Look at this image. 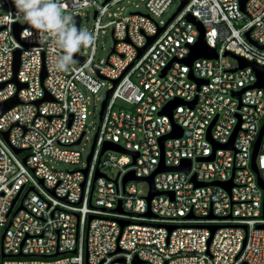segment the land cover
Here are the masks:
<instances>
[{
  "label": "built area",
  "instance_id": "built-area-1",
  "mask_svg": "<svg viewBox=\"0 0 264 264\" xmlns=\"http://www.w3.org/2000/svg\"><path fill=\"white\" fill-rule=\"evenodd\" d=\"M122 1L58 0L75 26L77 16L83 21L85 14L94 15L95 42L89 56L83 48L78 52L81 64L74 54L66 71H54L52 37L23 25L14 0H0V86L5 84L0 105L16 96L20 100L0 117V264H134L136 259L148 264H264V228H259L264 226V190L259 185V178L264 182V136L255 161L258 173L253 167L264 123V90L250 88L257 82L251 68L234 72L238 62L233 65L225 56L229 52L264 66V49L246 37L252 30L250 38L264 46V0H248L246 14L240 0H191L149 45V38L163 27L157 20L181 0H144L145 13L137 8L107 25L116 45L106 63L98 64V37L106 29L103 19ZM188 15L203 25L217 60L198 59L192 68L179 62L199 37ZM17 24L23 27L19 39L14 35ZM17 51L22 89L12 83ZM191 70L207 84L199 88L189 78ZM105 83L110 84L106 95L110 90L112 94L88 165L92 149L84 162L77 148L87 135V92L97 95ZM242 90L239 99L235 94ZM47 95L52 100L37 105ZM177 99L197 102L193 108L179 105L172 118L160 114ZM173 124L183 135L165 142L164 163L179 167L190 161L191 170L155 177V189L173 193L174 199L154 197L150 217L148 183L129 182L124 193L123 179L130 171L146 178L158 169L159 140L173 131ZM238 126L233 148H215V143L228 145ZM8 131L7 141L3 133ZM106 143L138 153L136 164L132 166L129 154L109 150L101 156ZM51 162L74 168L57 170ZM97 170L106 178L95 181ZM230 181L231 190L212 185ZM22 199L23 208L3 240ZM119 200L121 213L115 212ZM121 221L127 223L123 230ZM169 227L175 228L170 232ZM212 227H217L214 233Z\"/></svg>",
  "mask_w": 264,
  "mask_h": 264
},
{
  "label": "water",
  "instance_id": "water-1",
  "mask_svg": "<svg viewBox=\"0 0 264 264\" xmlns=\"http://www.w3.org/2000/svg\"><path fill=\"white\" fill-rule=\"evenodd\" d=\"M111 0H106V3L109 2ZM191 0H181L180 1V5L177 9V11L172 15V17L167 21V23L163 26V27H159L158 29V32L155 36L149 38V44H151L153 41H155L157 39V37L167 28V26L174 20V18L177 16V14H179L184 8L185 6L190 2ZM248 0H240V4H241V10L244 14H246V4H247ZM187 20L188 22L194 24L196 26V28L198 29L199 31V37H198V40L197 42L192 45L190 48H191V52L190 54L183 60L179 61L183 64H186L188 66H190L192 68L194 62L198 59H210V60H217L218 59V52L216 49L210 47L208 44H207V41H206V37H205V29L203 27V25L192 15H188L187 16ZM81 17L80 16H77L76 17V27L78 30H80V26H81ZM23 29V27H21L20 25H15V28H14V35L17 39H19L20 37V33H21V30ZM251 31H248L246 33V37L248 38V40L254 44L255 46H257L258 48L260 49H264V46H261L259 45L257 42L253 41L251 38H250V34H251ZM114 45H116V41H114ZM145 51V48L144 49H141L139 51V55H141L143 52ZM114 52V51H113ZM225 56H229L231 58H233L234 60H236L239 64V68L236 69V70H233L234 72L235 71H239L241 69H245V68H251L253 70V72L255 73L256 77H257V82L255 85H253L252 87L250 88H260V89H263L264 90V66H258L256 65L255 63L253 62H249L247 60H244L243 58L241 57H238L232 53H229L227 52L225 54ZM75 58L79 61V63L81 64L83 62V59L81 57H79V53H75ZM173 63V62H172ZM171 64H169V66L167 67L166 70H164L162 76H164L168 70L171 68ZM19 67H20V52L17 51L15 53V64H14V70H15V76H14V79L12 80V83L16 84L18 86L19 89H22L25 87V85L19 83V81L17 80V74H18V71H19ZM46 77V71L44 70L43 72V76H42V80L44 81ZM189 78L190 80H193L195 81L199 88L201 85L203 84H207V81L205 80H202V79H197L194 77V74H193V71L191 70L190 74H189ZM119 82V80H115L113 81L114 85H117V83ZM5 86V84L1 85L0 88H3ZM245 92V90H242L241 92L235 94V96H238L239 99L241 98V95ZM112 94V90L108 91L107 92V95H106V99L104 100L103 104H102V109H101V112H100V122H102L103 120V115H104V112L106 110V107H107V104H108V100L110 98ZM51 97L49 95H47L42 101L38 102L37 105H40L42 102H48V101H51ZM196 102L197 100H195L193 103H185L181 100H174V101H171L169 102L164 108L163 110L161 111L160 114H165V115H168L170 118H172L173 116V113L175 111V109L179 106V105H189L191 106L192 108L196 105ZM18 104H20V100L18 99V97H14L12 98L11 100L7 101V102H3L1 105H0V108H1V112H0V117L7 113L8 111H10L12 108H14L15 106H17ZM173 131L169 134V135H166L164 136L163 138H161L159 140L160 142V146H161V151H162V159H161V163L158 167V169L150 176V177H146V178H139V177H136L135 176V173L134 171H130L126 174V176L124 177L123 179V192L125 193V189H126V185L129 183V182H135V183H140V182H146L148 183L149 187H150V191H149V195L147 197V201H148V204H149V213L147 214V216H150L152 217L153 215L151 214L150 212V205H151V201L153 200L154 197L156 196H170L172 199H174V194L173 193H166V192H159L155 189V177L158 175V174H161V173H166V172H184V173H189L190 170H191V162L190 161H184L182 163L181 166L179 167H167L164 163V149H165V142L168 140V139H174V138H180L182 137L183 135V130L182 128H180L179 126L173 124ZM213 126V125H212ZM209 129V132H208V138L210 139L211 138V130H212V127ZM239 129H240V126L237 127L236 131H235V134L231 140V142L226 145V146H220L218 144H214L215 145V148H233V145H234V141H235V138L237 136V133L239 132ZM3 135L5 136V139L8 141V137H9V131L8 132H5L3 133ZM263 136H264V123H263V126L261 128V131H260V134H259V137H258V140L256 142V145H255V149H254V155H253V167L255 169V171L258 173L257 171V168H256V164H255V161H256V157H257V154H258V151L260 149V145H261V142H262V139H263ZM96 138L97 136L95 137V140H94V144L92 146V153L89 155L88 157V165L90 164L91 162V158H92V154H93V150L95 148V142H96ZM81 142V139L76 143V145H78L79 143ZM114 151V152H119V153H123V154H129L133 157L134 161L132 163V166L136 164V160L137 158L139 157V154L136 153V152H128L122 148H120L118 145L114 144V143H106L102 149V153H101V156L104 155V153L106 151ZM15 152L17 154H20L22 152V150H15ZM214 159V156L211 157V158H200L198 159V161H205V160H213ZM83 174L85 176V178L87 177V174H88V168H86L85 170H83ZM101 177H105L106 176L102 173H100L99 170H97V173H96V176H95V181L98 179V178H101ZM194 181V180H193ZM115 183L117 184V181H115ZM206 184H197V186H205ZM212 185H223L225 186V188H227L228 190H231L232 188V181H230L229 183L227 184H221V183H218V182H215V183H212ZM259 185L260 187L264 190V182L259 178ZM85 187V181L83 182L82 184V188L84 189ZM94 189V187H93ZM33 188H31L23 197V199L26 198V196L28 195V193L30 191H32ZM19 197H20V194L15 198V200L13 201L12 203V207H11V210H10V213H9V216L11 215L12 211L14 210L18 200H19ZM23 199L20 203V206L16 209V211L13 213L12 217H11V220H10V223L8 225V227L6 228L5 230V233H4V236H3V240H4V237L6 235V232L8 231V229L10 228L11 226V223L14 219V217L17 215V213L23 208ZM115 212H119L121 213L122 212V200H119V203H118V208H116ZM78 217V216H77ZM192 217V216H191ZM94 219L93 216H91L89 218V223ZM121 224V227H122V230L124 229V227L127 225L126 222H120ZM175 227H169V230L170 232H172L174 230ZM259 228H264V226H260ZM217 230V227H212V232L214 233L215 231ZM120 251V250H118ZM74 254H76V250L73 252ZM59 254L56 253L52 256H50V258H55L57 257ZM18 256H23L22 254L18 255ZM121 262H123L122 260H120ZM134 264H148L146 262H143V261H139V260H135L134 261ZM168 264V263H166Z\"/></svg>",
  "mask_w": 264,
  "mask_h": 264
},
{
  "label": "clouds",
  "instance_id": "clouds-1",
  "mask_svg": "<svg viewBox=\"0 0 264 264\" xmlns=\"http://www.w3.org/2000/svg\"><path fill=\"white\" fill-rule=\"evenodd\" d=\"M14 4L25 23L42 37L45 34L52 37V50L56 53L52 62L54 71H66L73 63V55L95 42L87 29H77L58 0H14Z\"/></svg>",
  "mask_w": 264,
  "mask_h": 264
},
{
  "label": "rangeland",
  "instance_id": "rangeland-1",
  "mask_svg": "<svg viewBox=\"0 0 264 264\" xmlns=\"http://www.w3.org/2000/svg\"><path fill=\"white\" fill-rule=\"evenodd\" d=\"M104 0H100L102 3ZM180 5V1H176L166 12L164 16L157 20V22L164 26L167 21L172 17V15L177 11ZM141 10L142 12H146V8L144 5V0H124L121 3L110 7L108 13L103 19L102 25L106 26V29L99 33L98 42H97V52L95 55V62L98 64H105L107 58L113 48L114 42L111 35V27L107 25L114 21L118 20L124 16H127L129 13L135 11L136 9ZM68 15H70L68 13ZM23 25H28L22 20ZM95 24L94 15L93 14H85L83 16V21L81 25V29H87L90 33L93 34V26ZM30 26V25H29ZM83 52L86 56L90 55V46L87 48H83ZM230 61L233 65H237V61L233 58H230ZM110 86L109 83L104 84V89L97 95H93L87 92L88 96V111L89 118L87 120V135L84 139L82 145H79L77 148L81 150L84 154V162H86V158L91 152L94 138L96 135V131L100 125V117L99 113L101 111L102 102L105 99L107 88ZM51 165L57 170H71L74 168L72 165H66L58 162H51ZM83 165V164H82ZM142 189H145V185H139Z\"/></svg>",
  "mask_w": 264,
  "mask_h": 264
}]
</instances>
